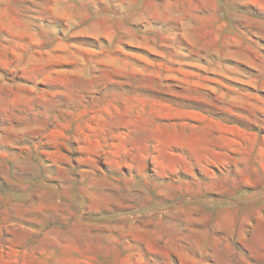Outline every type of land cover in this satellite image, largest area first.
Masks as SVG:
<instances>
[{
    "label": "rangeland",
    "instance_id": "obj_1",
    "mask_svg": "<svg viewBox=\"0 0 264 264\" xmlns=\"http://www.w3.org/2000/svg\"><path fill=\"white\" fill-rule=\"evenodd\" d=\"M0 264H264V0H0Z\"/></svg>",
    "mask_w": 264,
    "mask_h": 264
}]
</instances>
